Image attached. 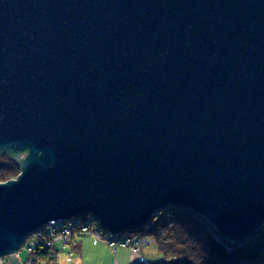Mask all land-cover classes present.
Instances as JSON below:
<instances>
[{"label":"water","instance_id":"95a60500","mask_svg":"<svg viewBox=\"0 0 264 264\" xmlns=\"http://www.w3.org/2000/svg\"><path fill=\"white\" fill-rule=\"evenodd\" d=\"M0 260L51 221L168 207L264 225V0H0Z\"/></svg>","mask_w":264,"mask_h":264},{"label":"rangeland","instance_id":"374dc122","mask_svg":"<svg viewBox=\"0 0 264 264\" xmlns=\"http://www.w3.org/2000/svg\"><path fill=\"white\" fill-rule=\"evenodd\" d=\"M168 208L157 212L146 225L160 219L159 224L164 225L162 228L158 226L154 235L148 234L144 230L146 227L139 233L112 235L100 228L92 215L61 220L70 223L64 230L58 222L47 227V254L37 260L47 258V264H168L159 250L160 245L167 242L172 249L179 246V237L172 231L174 215ZM16 256L24 262L26 250H19ZM172 257V260L177 258L176 255ZM3 263L8 264V259L5 258Z\"/></svg>","mask_w":264,"mask_h":264},{"label":"trees","instance_id":"16d2710c","mask_svg":"<svg viewBox=\"0 0 264 264\" xmlns=\"http://www.w3.org/2000/svg\"><path fill=\"white\" fill-rule=\"evenodd\" d=\"M19 173V161L0 155V183L16 179ZM168 209L174 215L172 231L179 237L177 245L181 246L172 249L167 242L160 245L159 250L168 264H264V225L245 240L232 243L221 237L204 218L181 208ZM158 221H152L144 230L154 235L157 227L164 225ZM35 251L39 256L47 254L42 244H37ZM174 255L177 258L172 260Z\"/></svg>","mask_w":264,"mask_h":264},{"label":"built area","instance_id":"2783aa9c","mask_svg":"<svg viewBox=\"0 0 264 264\" xmlns=\"http://www.w3.org/2000/svg\"><path fill=\"white\" fill-rule=\"evenodd\" d=\"M60 224L61 229L64 230L70 222L65 223L61 220H58L53 223V221L49 222L47 225L41 227L34 233H32L30 236H28L21 247V249H25L27 253V258L22 264H47V258L41 260H37V258L40 259L39 255H37L35 248L37 247V244H42L46 250H47V227L55 226L58 223ZM136 248V247H135ZM20 249V250H21Z\"/></svg>","mask_w":264,"mask_h":264},{"label":"bare ground","instance_id":"6f19581e","mask_svg":"<svg viewBox=\"0 0 264 264\" xmlns=\"http://www.w3.org/2000/svg\"><path fill=\"white\" fill-rule=\"evenodd\" d=\"M193 213V212H192ZM194 214V213H193ZM194 215H196V214H194ZM196 216H198V215H196ZM209 224V223H208ZM210 225V224H209ZM145 228V227H144ZM144 228H142V229H139V230H136L135 232H132V233H139V232H141V230H143ZM214 229V228H213ZM215 230V229H214ZM216 231V230H215ZM217 232V231H216ZM218 233V232H217ZM219 234V233H218ZM220 235V234H219ZM221 236V235H220ZM222 237V236H221ZM22 247V246H21ZM5 259V258H4ZM4 259H1L0 260V264H4L3 262H4ZM19 263L20 264H22L23 262H21L20 260H19Z\"/></svg>","mask_w":264,"mask_h":264}]
</instances>
